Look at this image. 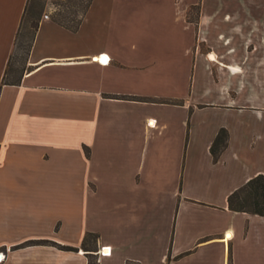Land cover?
Listing matches in <instances>:
<instances>
[{"label": "crops", "instance_id": "crops-1", "mask_svg": "<svg viewBox=\"0 0 264 264\" xmlns=\"http://www.w3.org/2000/svg\"><path fill=\"white\" fill-rule=\"evenodd\" d=\"M132 1L45 15L2 85L28 0H0V264H264L228 203L264 175V0Z\"/></svg>", "mask_w": 264, "mask_h": 264}, {"label": "trees", "instance_id": "trees-1", "mask_svg": "<svg viewBox=\"0 0 264 264\" xmlns=\"http://www.w3.org/2000/svg\"><path fill=\"white\" fill-rule=\"evenodd\" d=\"M79 8L82 11V17L79 20H76L75 16L78 13L77 11H71L70 14H58L54 17V20L73 31L77 30L81 24L83 16L87 13L88 9L92 4V0H79ZM43 15V9H39L33 0H28L25 12L23 14V19L19 28V32L17 34V38L15 41V48L17 46L18 41L20 40L22 34L25 32L33 31V36L30 40V43L25 47L27 49V57L30 53L36 32L40 25V18ZM13 63V56H11V60L9 62V68L3 78L2 85L9 84H18L20 79L16 81L10 80V73ZM0 86V89L2 88ZM229 135L226 130H222L215 141L213 146V153L215 159L218 158L219 153L217 152V148H225L228 144ZM1 148V145H0ZM229 208L236 212H244L249 214H255L264 216V175H258L257 177L251 179L244 186L236 190L233 194H231L228 198ZM88 240V239H87ZM52 244L63 250H75L71 247H64L57 245L53 242L49 241H30L27 244ZM26 245V244H25ZM89 264H99L97 261H90ZM230 264H232V258H230Z\"/></svg>", "mask_w": 264, "mask_h": 264}, {"label": "rangeland", "instance_id": "rangeland-1", "mask_svg": "<svg viewBox=\"0 0 264 264\" xmlns=\"http://www.w3.org/2000/svg\"><path fill=\"white\" fill-rule=\"evenodd\" d=\"M39 9H43V15L40 18V21L44 18L45 15H49L51 18L56 17L58 14H70L71 11H77L75 18L76 20L81 19L82 11L79 8V0H33ZM104 0H101V8H103ZM114 2V1H113ZM119 8L122 6L123 1H117ZM125 2V1H124ZM131 1H126L130 4ZM146 4L148 8L154 10V24L157 22V9H163L170 12V17L172 18V11L179 7V2L176 0H148L140 1L133 0V8H141V4ZM107 5L113 7L114 4L108 3ZM116 5V3H115ZM33 36V31L30 30L27 33H23L20 40L17 43L15 51L13 53V63L10 73V80L16 81L20 79L22 74L27 68V49L25 48ZM193 60V59H192ZM257 100V97H249V102H254Z\"/></svg>", "mask_w": 264, "mask_h": 264}, {"label": "built area", "instance_id": "built-area-1", "mask_svg": "<svg viewBox=\"0 0 264 264\" xmlns=\"http://www.w3.org/2000/svg\"><path fill=\"white\" fill-rule=\"evenodd\" d=\"M101 255H109L111 253L110 249H105L102 248L101 251H99ZM0 256H2V258H0V263L6 258V253L4 252H0Z\"/></svg>", "mask_w": 264, "mask_h": 264}, {"label": "bare ground", "instance_id": "bare-ground-1", "mask_svg": "<svg viewBox=\"0 0 264 264\" xmlns=\"http://www.w3.org/2000/svg\"><path fill=\"white\" fill-rule=\"evenodd\" d=\"M103 62V61H102ZM0 258H2V256H0Z\"/></svg>", "mask_w": 264, "mask_h": 264}]
</instances>
